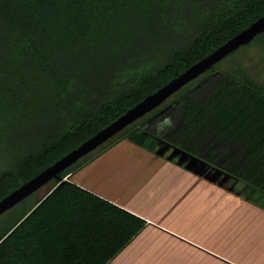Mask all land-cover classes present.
Here are the masks:
<instances>
[{
    "label": "trees",
    "instance_id": "1",
    "mask_svg": "<svg viewBox=\"0 0 264 264\" xmlns=\"http://www.w3.org/2000/svg\"><path fill=\"white\" fill-rule=\"evenodd\" d=\"M262 15L264 0H0V199ZM225 60L2 215L0 264H108L146 228L68 179L122 140L263 198L264 33Z\"/></svg>",
    "mask_w": 264,
    "mask_h": 264
},
{
    "label": "crops",
    "instance_id": "2",
    "mask_svg": "<svg viewBox=\"0 0 264 264\" xmlns=\"http://www.w3.org/2000/svg\"><path fill=\"white\" fill-rule=\"evenodd\" d=\"M68 179L147 222L108 264H264V197L256 201L225 192L127 140ZM208 184L241 198L239 219L223 214L215 221L213 201L203 187Z\"/></svg>",
    "mask_w": 264,
    "mask_h": 264
},
{
    "label": "water",
    "instance_id": "3",
    "mask_svg": "<svg viewBox=\"0 0 264 264\" xmlns=\"http://www.w3.org/2000/svg\"><path fill=\"white\" fill-rule=\"evenodd\" d=\"M262 33H264V15L228 39L215 50L198 60L196 63L189 66L176 77L169 80L155 92L147 95L109 125L81 143L78 147L71 150L53 164L43 169L36 176L22 183L16 189L12 190L9 194L0 199V217L20 204L22 201L29 198L31 195L35 194L52 180L59 178V175L62 172L76 164L87 155L95 152L138 119L160 107L171 96L179 92L190 82L199 78L207 70L224 60L227 56L233 54L243 46L250 44L258 35ZM167 152H169L166 156L168 160L172 161L176 159V163L178 165L183 166L187 171L192 172L199 177L204 175L205 179L212 183H216L217 176L224 173L217 167L211 166L203 160L192 156L183 150L175 147L171 148L168 144L159 148L155 154L162 157L165 156ZM208 169L215 170L217 172L216 176H207L205 171ZM230 177L231 176L229 174L224 173V181H227ZM217 184L218 186H222L223 182H219ZM229 190L232 191L231 188Z\"/></svg>",
    "mask_w": 264,
    "mask_h": 264
},
{
    "label": "rangeland",
    "instance_id": "4",
    "mask_svg": "<svg viewBox=\"0 0 264 264\" xmlns=\"http://www.w3.org/2000/svg\"><path fill=\"white\" fill-rule=\"evenodd\" d=\"M157 56L158 57L156 58V60H160V61L164 60V58L159 57L161 55L158 54ZM236 58L242 65L247 66L251 72L254 73L256 71V68L254 66H255V62L257 59L253 55V50L241 51L236 56ZM225 59L219 62L218 64H223L224 61H226ZM51 185L52 184L50 183L48 186H44L42 189L37 191L35 193L36 197H41L49 189ZM207 186L209 187H206V186H203V187L207 188L206 197H209L210 202L211 200L213 201L215 221H218L219 218L222 219L223 217H227V218L229 217V219L235 218L236 220L239 219L240 216L242 215L241 198H232V197H229V195L224 194L220 189L215 188V186L218 187L217 183H215V186H213L212 184H208ZM221 187L224 188L225 192H227L226 190H229L230 188H232L233 189L232 192L238 196H242L244 194L242 193L244 185L240 182L234 183L233 180H230L228 183L223 184ZM199 188H202V185ZM31 196L33 197L34 194ZM254 197H257V195H255ZM223 214L224 216L222 217Z\"/></svg>",
    "mask_w": 264,
    "mask_h": 264
},
{
    "label": "flooded vegetation",
    "instance_id": "5",
    "mask_svg": "<svg viewBox=\"0 0 264 264\" xmlns=\"http://www.w3.org/2000/svg\"><path fill=\"white\" fill-rule=\"evenodd\" d=\"M205 174H206L207 176H209V177H213V176H216L217 172H215V170H213V169H208V170L205 171ZM201 178L205 179L204 175H203ZM206 180H207V179H206ZM230 180H233L234 183H238V181H236V180L233 179V178H229L227 181H224V173L219 174V175L217 176V178H216V181H217L218 183H219V182H223V184L228 183ZM223 184H222V185H223ZM231 190H233V189L231 188Z\"/></svg>",
    "mask_w": 264,
    "mask_h": 264
}]
</instances>
